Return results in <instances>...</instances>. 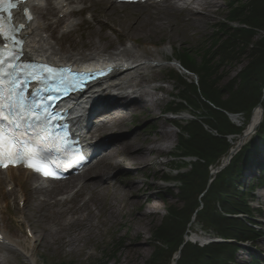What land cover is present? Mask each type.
<instances>
[{
    "label": "rangeland",
    "instance_id": "374dc122",
    "mask_svg": "<svg viewBox=\"0 0 264 264\" xmlns=\"http://www.w3.org/2000/svg\"><path fill=\"white\" fill-rule=\"evenodd\" d=\"M229 1L230 0H210L215 5V8L210 13V18L207 22L200 26L194 27L190 25L179 26L177 23L173 25V31L176 34L171 38L166 36L151 37L148 42H143L142 38L138 39V44L142 48L144 44L148 49H151V45H155L159 48H165L166 53L164 58L166 62L163 66L154 68L153 73L160 77L153 83L147 85L148 88L161 87L163 92H157L154 94L155 98L160 99V108L155 112V117L159 119L153 123L151 116L145 113L140 114L138 117L128 116L122 123L124 131L120 135H114L109 132L101 133L100 136L104 140H108L110 137H116L118 143H121L134 135L138 134V145L142 148L151 146V142H159L164 153L162 155L155 156L154 159H149L148 162L154 160V165L149 171H142L143 168L128 169L117 168L113 171V181L105 183V185H114L128 192L130 195H135V200L132 201L130 210L125 208L121 209V205H117V212L115 213L116 220L110 222L107 210L105 207L108 205L110 199L115 195L113 191L108 194L99 196L98 200L92 207V211L95 215V226L91 229L89 238L83 240L80 244L81 250L74 251L70 246L61 248V244L55 243L45 245L44 236L45 231L51 229V225L46 224L41 217L36 216L34 212L30 213L32 221H26V217L29 215L26 207V203L21 202L22 193H28L33 190L34 184L29 179V175L23 172H13L0 175V177L6 179L1 185L0 190L8 193V196L1 198L0 200V231L4 230L9 237L13 240H18L25 244L30 242V251H32V259L35 264H51L60 262H73L74 264H91L96 261H101L107 264H149L152 262L156 255V247L154 245V233L161 226L167 211L170 207L182 210L185 205L179 201V186L172 183L165 184L164 178L171 177L173 169H178L179 165L173 164V158L177 153L179 146V130L175 128L169 119L170 106L176 100L180 87L179 81L175 75L181 77L186 83L197 84L198 79L196 76L190 74H184L181 70L176 69L172 65L180 60L179 53L187 51L190 56L185 62L189 68H193L194 64L199 63V57L203 55L204 51L209 49L212 36L214 34L215 26L221 25L227 17H229ZM247 1V0H244ZM150 7L149 4L145 5ZM104 11H113L117 14H124L131 10V8H123L109 2H84L80 4V11L71 15L69 19L74 20V26L71 30L67 31L62 28L65 19H60V15L57 13L51 14L47 17L50 24L54 25L51 29V42L58 49L61 55L75 54V55H87L93 51L91 43L95 40V33L98 32L100 24L98 20ZM136 11V10H135ZM46 19V18H45ZM60 19V20H59ZM54 20V21H53ZM55 20L59 22L55 24ZM237 26V25H234ZM182 27V28H180ZM102 31V35L105 36L101 44L106 43L108 39L112 41V45L108 47L107 52H114L119 43L120 36L113 32L110 28H105ZM48 36L49 34H45ZM264 37L263 32H259L258 35L253 38L255 43L257 39ZM50 38V37H49ZM121 49L126 46V43L121 42ZM170 46L172 48H170ZM183 59V58H182ZM195 59V60H194ZM184 60V59H183ZM241 62V64H239ZM239 63L224 64L218 67L216 71V85L218 89H224L225 86L234 78L237 74L247 65L248 60L243 56ZM177 76V77H178ZM214 76L211 77L213 79ZM210 79V78H208ZM188 83V84H189ZM226 95L221 97L226 99ZM143 110L144 109H140ZM151 112L150 108L145 110ZM185 110H180L179 112ZM132 110L129 111L131 113ZM224 113V112H223ZM191 119L188 115L181 116L179 120L183 121ZM234 123V122H233ZM238 127L245 125L244 115L239 116L238 122L234 123ZM165 128L167 131H171V139L169 141L164 140L160 136V132ZM114 135V136H111ZM124 137H122V136ZM242 137H230L231 144L235 146ZM255 138V136H254ZM113 145V144H112ZM109 145L108 147L112 146ZM145 162L141 161L137 167H142ZM152 163V164H153ZM104 164V160H97V163L93 166L94 170H97ZM15 176V185L10 182V176ZM31 183V185L27 183ZM257 184V181H255ZM248 183V178H246ZM52 187V184H46V187ZM123 186H126L123 189ZM251 189V188H250ZM22 191V193L20 192ZM245 190V189H244ZM242 190V191H244ZM59 193L54 196L56 200L71 198L72 193ZM254 199L250 198L248 201L253 207V220L258 222V231L261 236L255 241L248 244L252 246L255 251L258 252V256L264 259V187L254 191ZM90 195L82 194L77 199L80 205L84 201H87ZM118 196V195H115ZM72 204L68 205L71 206ZM99 205H104V208L100 210V213L96 212V208ZM156 207V208H155ZM59 209V208H58ZM154 212L148 215L150 212ZM148 215V216H146ZM194 222V221H193ZM29 226L33 232V236L28 237L26 234V228ZM55 228V227H54ZM135 228H143V231L135 232ZM193 229V235L202 237L201 230L194 224L191 225ZM36 243H35V242ZM117 243V244H116ZM119 243V244H118ZM84 244V247H82ZM24 247V245H23ZM142 249L141 252H136V249ZM251 252L247 250H241L237 253L235 264H248L251 262ZM0 264H26L24 259L14 251H8L0 249ZM174 264V263H173Z\"/></svg>",
    "mask_w": 264,
    "mask_h": 264
},
{
    "label": "bare ground",
    "instance_id": "6f19581e",
    "mask_svg": "<svg viewBox=\"0 0 264 264\" xmlns=\"http://www.w3.org/2000/svg\"><path fill=\"white\" fill-rule=\"evenodd\" d=\"M35 2H39L41 7L34 8L36 18L24 32L26 36V58H42L50 62L65 65L70 64L77 67L85 63L102 64L110 62L115 68V72L106 84L91 89L90 93L77 100L81 104L77 105L76 110L85 113V115H78L76 118V125L81 127L84 126L85 119L87 120V118L82 120L83 117L90 115L103 101L113 100V98H116L120 94L122 96L127 95L129 99L125 97L116 98L114 101L116 105L113 107L124 109V112L132 110L130 113L132 117H138L140 114L145 113L151 116L153 123L157 122L159 119L154 115L156 111L161 110L159 109L160 99L155 98L154 94L158 91L163 92V89L161 87L148 88L147 85L161 79L153 73V69L164 65L166 62L164 55L167 51L165 48H159L155 45H151V49H148L145 44L142 48H138L140 47L137 42L138 39L142 38L143 42H148L151 37L156 36L171 38L176 34V31H173L175 23L179 26H200L208 21L211 11L215 8V5L210 0H169L161 4L151 3L150 7L137 3L119 4L118 6L131 8L133 11L124 14L104 11L98 20L100 28L95 33L96 35H94L96 38L90 44L93 47V51L90 54L81 56L75 54L61 55L59 53L58 49L51 42V29L54 25H51L50 21L45 19L46 16L54 13H63L65 17H68L78 6L71 4L64 6L67 0H32V5ZM73 21L68 18L64 21L62 28L68 31L71 30L74 26ZM105 28H110L120 36L117 49L111 53L107 52L108 47L112 45L110 39L104 44L100 43V41L105 39L101 31ZM47 33L49 34L48 36L45 35ZM122 41L126 43V46L121 49L120 44ZM170 48L172 47L170 46ZM177 65L178 62L175 61L173 67L179 69ZM94 89L98 90L95 91ZM89 102H93L92 107L88 105ZM147 108H150L151 112H146ZM140 109H144V112ZM75 113L77 115L76 111ZM127 113L129 114V112ZM261 118L262 111L258 108L254 111L248 129L235 145L233 152L239 149V147L244 146L255 135ZM124 121L114 120L110 125L102 124L91 126L88 129L84 127V134L87 131L93 132L94 128H96L95 134L109 132L115 136L120 134L125 135V133H122L125 132L122 125ZM171 135L172 132L165 130V128L160 132V136L166 141L171 139ZM90 141L95 148H103L99 157H101L100 160H104V164L97 170L90 168L82 176L72 181L54 182L52 183L54 186L51 189L37 184L33 180L34 177L28 173L31 177L29 181L32 184L36 182V184L33 186L32 191L25 192L22 195L29 214L26 217V221H32L33 216H30V213L34 212L36 216L46 221V224L51 225V229L45 231V245L58 243L61 244L62 249L65 246H70L74 251L81 250L80 244L83 240L89 238L91 229L95 226L96 214L92 211V207L99 196L108 194L111 191L115 195H118H114L105 207L108 217H111V219L109 218L110 222L116 220L117 205L120 204L121 209L125 208L129 211L132 201L136 198L135 195H130L128 192L119 189L116 184L105 185V183L113 181V171L117 168H143L142 171H149L154 165V157L164 153L162 145L157 141L151 142V146L149 147H140L138 145V134L119 144H117L118 139L116 137H110L107 142L102 141L100 137L90 139ZM109 145L112 146L108 147ZM149 159L154 160L148 162ZM141 161L145 163L141 165L142 167H137ZM228 162L226 160L225 164H228ZM13 171H0V175L13 173ZM10 177L11 184L15 185V176L12 175ZM5 181L6 179L0 177V187ZM30 182L27 184L31 185ZM125 188L126 186H123V189ZM71 191H73V194L69 199L57 201L54 198L59 193L64 194ZM86 193L90 195L89 198L79 205L77 199ZM6 196H8V193L0 190V200ZM70 204L72 205L68 207ZM103 208L104 205H99L96 208V212L100 213V210ZM152 213L154 212L151 211L148 215ZM134 230L137 233L144 229L135 228ZM0 234L9 241L8 245L0 244V249L16 251L26 264H35L32 259V251H30V242L26 243L25 247V244L20 241L9 239L11 237H8V234L4 230H1ZM191 239L195 243L199 241L197 237H191ZM82 247H84V244H82ZM141 250L138 248L136 252H141Z\"/></svg>",
    "mask_w": 264,
    "mask_h": 264
},
{
    "label": "trees",
    "instance_id": "16d2710c",
    "mask_svg": "<svg viewBox=\"0 0 264 264\" xmlns=\"http://www.w3.org/2000/svg\"><path fill=\"white\" fill-rule=\"evenodd\" d=\"M229 10V17L215 26L209 49L199 57V63L189 68L185 62L190 61V54L187 51L179 53L181 67L196 76L198 82L188 84L175 75L180 87L176 89L174 107L170 106L169 110L173 113L185 110L195 120L183 125L175 123L180 132L175 157L182 165L173 171L177 173L176 178L167 176L165 179L177 182L178 198L185 207L182 210L170 207L167 211L153 235L156 255L149 264H173L187 245L186 238L196 218L204 231L224 241H255L261 236L250 220L245 222L233 217L252 216L248 200L253 198V188L244 192L240 187L244 172L257 158L259 145L264 143V119L257 137L233 159L209 189L211 169L220 166L229 156L232 150L229 137L243 135L253 111L262 103L264 89V37L252 43L259 32L264 33V0H230ZM243 56L248 60L247 65L224 89L216 88L218 67L239 63ZM223 95L226 99L221 98ZM262 106L264 108V103ZM223 112L243 114L244 127L233 124ZM263 184L264 180L260 179L259 185ZM238 250L237 244H214L206 248L190 244L180 264H234ZM252 259L259 262L255 257Z\"/></svg>",
    "mask_w": 264,
    "mask_h": 264
},
{
    "label": "snow or ice",
    "instance_id": "6c2138e0",
    "mask_svg": "<svg viewBox=\"0 0 264 264\" xmlns=\"http://www.w3.org/2000/svg\"><path fill=\"white\" fill-rule=\"evenodd\" d=\"M12 31H13V33L15 32V28L14 27H13ZM0 35H3L2 30H0ZM10 39H11V37H10ZM11 59H15V56H13ZM9 62H11V61H9ZM48 71L51 72L53 70L51 68H49ZM6 75H11V72L7 73ZM9 107L11 108V105H9ZM0 111H2V109H0ZM4 119H8V118L7 117H4ZM9 123H12V121L9 120ZM17 128H19V125L18 124H17ZM2 135H3V132H2V130H0V136H2ZM17 154L21 158H23V156L25 155L24 153H19V152Z\"/></svg>",
    "mask_w": 264,
    "mask_h": 264
},
{
    "label": "water",
    "instance_id": "95a60500",
    "mask_svg": "<svg viewBox=\"0 0 264 264\" xmlns=\"http://www.w3.org/2000/svg\"><path fill=\"white\" fill-rule=\"evenodd\" d=\"M258 108H260L261 111H262V118H261V121H260V123H261V122L263 121L264 110H263L261 104L258 106ZM224 113H225V112H224ZM225 114L229 117V119L237 118V116H235V115H231V114H228V113H225ZM231 159H232V158L230 157V158H229V161H230ZM224 168H225V167H223L222 170H223ZM180 257L182 258V257H183V254L179 255L178 259H180Z\"/></svg>",
    "mask_w": 264,
    "mask_h": 264
}]
</instances>
